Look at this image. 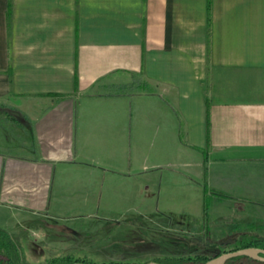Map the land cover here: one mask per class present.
Here are the masks:
<instances>
[{
	"label": "crops",
	"instance_id": "0c3cea01",
	"mask_svg": "<svg viewBox=\"0 0 264 264\" xmlns=\"http://www.w3.org/2000/svg\"><path fill=\"white\" fill-rule=\"evenodd\" d=\"M179 192L264 213V0H0V228Z\"/></svg>",
	"mask_w": 264,
	"mask_h": 264
},
{
	"label": "rangeland",
	"instance_id": "374dc122",
	"mask_svg": "<svg viewBox=\"0 0 264 264\" xmlns=\"http://www.w3.org/2000/svg\"><path fill=\"white\" fill-rule=\"evenodd\" d=\"M248 185L254 189L255 179L249 178ZM180 192L168 198L172 203L166 209L172 212L150 213L147 207L141 206L147 201V195H141L124 198L136 206L134 209L129 203L116 200L119 206L116 204L115 208L80 212L67 217L68 220H35L28 228L19 230L20 235H15L22 262L49 264L56 256L72 255L97 264L111 261L145 264L153 258L219 249V244L226 241H246L239 234L256 232L259 227L263 228L264 235V213L260 212L254 197H207L206 217L202 220L195 217L197 212L178 211L190 210L175 203L187 198L186 194L179 196ZM238 203L245 208L243 212L237 208Z\"/></svg>",
	"mask_w": 264,
	"mask_h": 264
},
{
	"label": "trees",
	"instance_id": "16d2710c",
	"mask_svg": "<svg viewBox=\"0 0 264 264\" xmlns=\"http://www.w3.org/2000/svg\"><path fill=\"white\" fill-rule=\"evenodd\" d=\"M143 90H147V84L142 85ZM217 195L223 194L215 192ZM255 231H244L243 235L247 239L238 243L226 241L219 244V249H209L206 251H199L192 255L183 256H167L163 258H153L147 262H158L161 264H206L209 260L220 255L234 252L246 248H260L264 250V236L255 238ZM237 236V235H236ZM237 241V237L234 238ZM234 241V242H235ZM23 257L15 237L6 229L0 228V264H23ZM49 264H97L87 258H75L72 255H61L54 257ZM99 264H130L121 261L102 262ZM142 264V263H132ZM226 264H264V262L257 261L248 257H237L229 260Z\"/></svg>",
	"mask_w": 264,
	"mask_h": 264
},
{
	"label": "water",
	"instance_id": "95a60500",
	"mask_svg": "<svg viewBox=\"0 0 264 264\" xmlns=\"http://www.w3.org/2000/svg\"><path fill=\"white\" fill-rule=\"evenodd\" d=\"M237 257H248L257 261L264 262V250L260 248H246L237 250L234 252H229L223 255H220L216 258L209 260L206 264H226L229 260ZM145 264H161L158 262H148Z\"/></svg>",
	"mask_w": 264,
	"mask_h": 264
}]
</instances>
